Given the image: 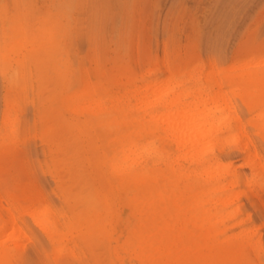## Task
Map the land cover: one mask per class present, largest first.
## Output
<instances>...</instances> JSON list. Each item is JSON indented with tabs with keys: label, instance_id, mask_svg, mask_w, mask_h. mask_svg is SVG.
Listing matches in <instances>:
<instances>
[{
	"label": "rangeland",
	"instance_id": "1",
	"mask_svg": "<svg viewBox=\"0 0 264 264\" xmlns=\"http://www.w3.org/2000/svg\"><path fill=\"white\" fill-rule=\"evenodd\" d=\"M163 58L182 66L158 73L165 85L194 87L191 75L198 65L209 80L218 78L204 93L227 96L244 139L264 164V0H0V209L13 212L31 239L11 252V264H110L102 246L77 249L79 261L56 251L36 213L52 212L65 230L75 212L99 210L101 187L82 184L88 171L78 166L79 183L73 184L63 167L64 143L70 158L80 155L72 120L93 129L91 115L75 113L66 97L74 99L84 80L93 93L103 86L120 92L113 88L118 77L136 73L138 82ZM244 139L227 134L219 154L241 174L237 185H227V232L247 230L260 246L258 254L247 246L235 264H264V169L254 181ZM98 175L91 167L92 178ZM127 189V197L136 192ZM119 201V213L127 215L130 209ZM221 248H207L205 264H214Z\"/></svg>",
	"mask_w": 264,
	"mask_h": 264
},
{
	"label": "bare ground",
	"instance_id": "2",
	"mask_svg": "<svg viewBox=\"0 0 264 264\" xmlns=\"http://www.w3.org/2000/svg\"><path fill=\"white\" fill-rule=\"evenodd\" d=\"M166 60L148 69V77L139 76L138 82L136 73L118 77L113 88L120 92L103 86L93 93L84 80L85 87L74 99L66 97L75 113L91 115L93 129L72 120L80 155L70 158L69 144L64 143L63 167L69 169L68 182L73 184L79 183L78 166L88 171L90 177L82 184L101 187L96 197L99 210L75 212L65 230L57 227L55 216L47 210L37 212L35 221L54 249L66 250L72 260H80L77 249L100 246L110 264H205V250L219 244L222 248L214 264H235L244 258L247 246L253 245L257 254L260 251L247 230L235 236L227 232V204L231 203L227 185H237L241 174L219 154L225 150L227 134L235 141L246 139L239 117L223 92L204 93L218 78L209 80L203 66L198 65L191 75L196 76L194 87L165 85L159 72L182 70L181 64ZM210 71L217 74L219 70L212 64ZM88 94H93L92 103ZM107 149L111 152L105 153ZM243 150L258 181L264 169L262 158L249 141L245 140ZM91 167L93 175L100 177L92 178ZM260 182L264 183V175ZM116 186L120 193L114 192ZM129 187L136 191L131 197H127ZM117 197L130 209L127 215L119 213ZM0 220V264H11V252L31 239L3 205Z\"/></svg>",
	"mask_w": 264,
	"mask_h": 264
}]
</instances>
